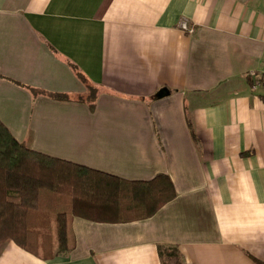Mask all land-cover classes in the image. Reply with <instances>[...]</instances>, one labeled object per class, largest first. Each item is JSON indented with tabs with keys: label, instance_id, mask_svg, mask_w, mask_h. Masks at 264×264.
Returning a JSON list of instances; mask_svg holds the SVG:
<instances>
[{
	"label": "crops",
	"instance_id": "0c3cea01",
	"mask_svg": "<svg viewBox=\"0 0 264 264\" xmlns=\"http://www.w3.org/2000/svg\"><path fill=\"white\" fill-rule=\"evenodd\" d=\"M75 68L98 88L94 110ZM253 70H264V0H0V119L12 134L127 179L167 173L177 190L147 218L70 216L67 256L9 240L0 264H165L159 245L181 264H264Z\"/></svg>",
	"mask_w": 264,
	"mask_h": 264
},
{
	"label": "trees",
	"instance_id": "16d2710c",
	"mask_svg": "<svg viewBox=\"0 0 264 264\" xmlns=\"http://www.w3.org/2000/svg\"><path fill=\"white\" fill-rule=\"evenodd\" d=\"M75 71L86 83L85 100L94 110L98 88ZM25 86L33 94L67 98L65 93ZM176 196L167 173L127 179L45 154L18 140L0 119V248L13 240L35 254L67 256L70 216L112 222L147 218ZM50 224L56 226L55 234L48 231ZM159 250L165 264H181L176 246L159 245Z\"/></svg>",
	"mask_w": 264,
	"mask_h": 264
},
{
	"label": "built area",
	"instance_id": "2783aa9c",
	"mask_svg": "<svg viewBox=\"0 0 264 264\" xmlns=\"http://www.w3.org/2000/svg\"><path fill=\"white\" fill-rule=\"evenodd\" d=\"M183 28L193 31L192 27H188L186 22L182 24ZM250 76L252 77V87L256 88L257 86L264 83V70L258 71H250Z\"/></svg>",
	"mask_w": 264,
	"mask_h": 264
},
{
	"label": "rangeland",
	"instance_id": "374dc122",
	"mask_svg": "<svg viewBox=\"0 0 264 264\" xmlns=\"http://www.w3.org/2000/svg\"><path fill=\"white\" fill-rule=\"evenodd\" d=\"M48 231H51L52 234H55L56 233V226L50 224V227H48Z\"/></svg>",
	"mask_w": 264,
	"mask_h": 264
}]
</instances>
